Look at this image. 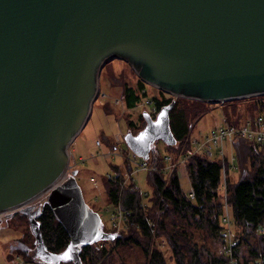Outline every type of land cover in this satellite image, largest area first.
I'll return each instance as SVG.
<instances>
[{"label": "water", "instance_id": "95a60500", "mask_svg": "<svg viewBox=\"0 0 264 264\" xmlns=\"http://www.w3.org/2000/svg\"><path fill=\"white\" fill-rule=\"evenodd\" d=\"M116 58L176 98L264 95V0H0V214L27 216L39 262L82 264L81 245L116 238L87 203L78 169L59 182L102 68ZM175 104L155 117L143 111L144 128L124 135L138 157L148 160L158 140L176 143ZM47 191L70 236L59 253L49 251L36 218L42 203H32Z\"/></svg>", "mask_w": 264, "mask_h": 264}, {"label": "trees", "instance_id": "16d2710c", "mask_svg": "<svg viewBox=\"0 0 264 264\" xmlns=\"http://www.w3.org/2000/svg\"><path fill=\"white\" fill-rule=\"evenodd\" d=\"M144 87L142 81L136 88L124 84L123 96L128 109L136 108L142 98L146 97ZM160 93L164 95L163 91ZM172 100V95L154 97L152 101L157 103L156 114ZM255 100L256 107L261 111L259 113L264 115V95L256 96ZM203 103L206 102L177 98L170 111L171 128L177 142L182 143L187 138L192 121L204 114ZM101 105L106 114H112L111 105ZM177 107L178 117L173 120L172 112ZM249 109L251 117L255 111L252 107ZM234 114L241 116L239 111H234ZM141 120L142 126L129 130L136 134L143 129L146 122L142 117ZM229 122L237 125L240 121L230 116ZM102 139L108 146H112L108 138ZM116 145L118 144L113 146ZM170 146L175 151L176 146ZM187 151L192 153L186 169L194 197L183 189L182 179L176 172L169 174L162 169L165 163L154 146L147 162L152 161L161 168L145 173L146 182L151 187L146 207L142 206L143 196L133 189L132 182L123 186L124 173L133 169L131 162L126 160L119 165L110 163L105 175L111 172L116 179L109 180L104 176L107 201L113 205L121 204L125 211L130 212L127 230L115 240H99L81 245L82 264H116L119 259H122L120 264H126L124 257H127V251L142 254L144 260H137L135 264H169L171 260L172 264H264V144L255 152L248 140L234 138L227 150V161L217 153L211 159L203 151L195 152L191 145ZM232 157L235 158L234 161ZM227 211L232 220L233 237L238 243L233 247V256L230 257L219 255L216 251L226 228L223 218ZM37 219L41 222L49 249L62 252L67 247L70 236L45 200ZM102 229L105 230L103 227ZM158 237L166 241L171 260L167 258L164 249L154 244V238ZM35 239L30 234L10 245L6 255L14 260L11 264H17L19 258L28 263L45 264L33 258ZM110 245L112 246L108 250Z\"/></svg>", "mask_w": 264, "mask_h": 264}, {"label": "rangeland", "instance_id": "374dc122", "mask_svg": "<svg viewBox=\"0 0 264 264\" xmlns=\"http://www.w3.org/2000/svg\"><path fill=\"white\" fill-rule=\"evenodd\" d=\"M117 80H119V82H117ZM141 81L145 86L144 89L146 90V97L142 98L141 103L136 106V108L128 109L123 96V86L124 84H127L130 87L136 88V86H138ZM160 91L161 90L159 88L141 80L133 70V68L124 60L116 58L107 61L103 66L100 74L99 95L93 104L92 114L86 126L83 128L82 132L79 134L70 148V151H72L73 153L71 163L73 164L74 169L79 170L77 179L83 190L87 203L89 204L91 209L99 213L101 218V227L108 231H115L117 235L116 237L125 232L127 230V226L121 227L119 229V227H115L113 225V204L107 201V188L104 183V176H108L105 175V173L108 172L110 163L119 165L123 163V160L122 157L118 154L117 156L116 154H114V157L111 158L110 150H113V148L115 147L113 146L114 144H121V146L125 150L128 148L124 140V135L128 131H131L129 129L135 130L137 126H142L143 122L141 120V117L143 118V111H148L153 117L156 116L155 106H157V103H153L152 99L154 97L160 98L162 96L168 97L169 95H171L164 91L163 95L162 93H160ZM258 96L260 97L261 95ZM255 98L256 96L228 100L224 102L203 103L202 107H204L205 109L202 113L204 114L201 117L199 116L200 118H196L197 120L195 119L194 121H192L190 125L191 132L188 136L193 134L197 137L206 138L210 136L214 128L226 123L230 125V116H232L233 119H237L238 121H240L237 124H242L249 119H254L259 117L260 115H263L262 113H259L261 111L256 107L257 100H255ZM174 99L177 100L176 97H174ZM101 103H106L109 107L111 105V107L113 108L112 114H106L102 108L103 104L101 105ZM249 107H252V109H254L253 111H255V113L252 112L251 117L249 116L251 114H249L248 112V110H250ZM234 111H239V114L241 116L239 117L238 114H234ZM178 113L179 110L177 107L172 112L173 120L178 117ZM102 138H108L112 142V146H108ZM190 138L191 137L187 138L188 142L184 140V142L179 146L178 144H176L178 143L176 141L173 146L176 145L178 149H175V151L173 149V146V148H170V145L165 144L162 140H158L156 142V147L159 151L158 154H160L161 157H164L165 155H172L174 159H177V157L181 153L183 154L190 147ZM97 140L102 141L101 147L97 146ZM93 156H95V158ZM80 158H84L85 162H83L84 160H81ZM135 158L138 161L140 160V157L136 155ZM225 161H227V157H225ZM145 164L149 170L140 172V174L138 175V179L142 188L150 193L151 187L148 186L146 182L145 173L149 172L150 169L153 168L154 164L152 161H145ZM158 166L159 168H161L160 165ZM178 173L181 174V170H179ZM92 178H94L95 182L97 181V184L92 181ZM181 179L184 186L183 189L187 191L186 189H189L190 186L189 179ZM126 185H129V182L125 183L123 186ZM148 200L149 199H145L146 204H148ZM43 201V199H40L35 201L34 203L40 204L43 203ZM30 234L33 235L29 220L26 215L21 214L19 211H15L11 215L1 217L0 264H11L14 260H10L6 255L10 250V245L16 243L17 240L21 238L27 237ZM231 238L232 241H235L237 243V239L235 240V238L233 237L232 226ZM154 244H157L160 248L164 249L167 258L171 260L170 249L166 241H162L158 237L154 238ZM237 244L235 246H237ZM111 246L112 245H110L108 250L111 248ZM225 246L227 248L231 247L230 239H227L225 242L222 238L218 243V245L216 246V251L219 255H222L224 253L220 252V250H223ZM126 254L127 257H124V259L126 260V264H135L137 260H144L142 254L138 251H127ZM121 262L122 259H119L116 264H120ZM16 263L33 264L31 262H25L24 259L20 258L17 259ZM169 264H172V260L169 262Z\"/></svg>", "mask_w": 264, "mask_h": 264}, {"label": "built area", "instance_id": "2783aa9c", "mask_svg": "<svg viewBox=\"0 0 264 264\" xmlns=\"http://www.w3.org/2000/svg\"><path fill=\"white\" fill-rule=\"evenodd\" d=\"M190 145L193 147V150L195 152L203 151L209 158H214L215 154L225 160V157L228 158V147L230 146L231 141L234 138H244L248 140L251 145L253 146V149L255 152H258L260 149V146L264 144V115H260L257 118L249 119L248 121L237 124V125H228V123L223 124L221 126H218L214 128L210 134V136L203 138V137H197L193 134L190 136ZM187 137V138H188ZM187 138L185 139L186 142H188ZM227 141V142H226ZM184 142V141H183ZM182 142V143H183ZM180 142L176 143L178 146L182 144ZM97 146H102V141L97 140ZM176 146V145H175ZM178 149V147H175ZM114 150V152H113ZM113 150H110L111 158L114 157V154H117L122 157L123 161H129L133 165L132 171H126L124 173L125 176V183L132 182L134 184L133 189L137 190L141 193L143 196L142 206L146 207L145 199L148 197V192L144 190L139 182L138 175L140 172H144L146 170H149L146 167L145 160L140 157V160L138 161L135 158V153L128 147L126 150L120 145L115 146ZM73 153L71 151V159H72ZM137 156V155H136ZM192 153L188 152L187 150L182 154H180L177 159H174L172 155H165L164 157H161L163 162L165 163L164 167L162 169L166 171V173L172 174L173 172H176L180 178H188L186 165L188 160L191 158ZM95 158V156H93ZM70 159V168L68 170V173H66L61 179L60 183L65 182L68 178L71 176V171L74 169L73 164L71 163ZM81 160H84V158H80ZM235 158L232 157V160ZM80 160V161H81ZM159 166L157 164L153 165V168L150 169V171H157L159 170ZM179 170H181V174H179ZM107 177L109 180H115L116 177H114L113 174L107 173ZM92 181H94V178H92ZM97 182V181H96ZM95 182V184H97ZM123 184V185H124ZM187 193L193 198L194 197V191L191 186H189V189H186ZM226 192V189H224ZM50 191L45 192L44 195H47ZM44 195H40L38 198H41ZM225 201H226V195H225ZM8 213L3 212L0 214V218L3 216H6ZM129 216L130 212L125 211L121 204L113 205L112 209V221L113 225L115 227H125L128 226L129 222ZM223 221L226 224V228L223 231L222 238L223 241L226 242L227 239H230L231 241V247L225 248L223 250H220V252H224L223 255L227 256H233V247L237 244L235 241H232L231 238V226H232V220L229 216V213L226 212V216L223 218ZM115 232V231H114ZM117 232V231H116ZM116 235V233H114ZM117 236V235H116ZM226 251V252H225Z\"/></svg>", "mask_w": 264, "mask_h": 264}, {"label": "bare ground", "instance_id": "6f19581e", "mask_svg": "<svg viewBox=\"0 0 264 264\" xmlns=\"http://www.w3.org/2000/svg\"><path fill=\"white\" fill-rule=\"evenodd\" d=\"M69 154H70V159H71V151H70V150H69ZM44 194H45V192H44L42 195H44ZM48 194H49V193H48ZM48 194L42 196L41 198H36V199L34 200V202L37 201V200H40V199L45 200L46 197L48 196ZM34 202H32V203H33V204H36V203H34ZM38 204H39V203H38ZM37 206H38V205H37ZM36 218H37V217H36ZM41 230H42V225H41ZM43 237H44V235H43ZM44 239H45V238H44ZM45 242H46V241H45ZM46 244H47V243H46ZM47 246H48V245H47ZM48 248H49V247H48ZM65 249H66V248H65ZM65 249H64V250H65ZM64 250H63V251H64ZM49 251H52V250L49 249ZM63 251H62V252H63ZM57 253H59V252H57Z\"/></svg>", "mask_w": 264, "mask_h": 264}, {"label": "snow or ice", "instance_id": "6c2138e0", "mask_svg": "<svg viewBox=\"0 0 264 264\" xmlns=\"http://www.w3.org/2000/svg\"><path fill=\"white\" fill-rule=\"evenodd\" d=\"M64 258H65V259L69 258L67 252L64 254Z\"/></svg>", "mask_w": 264, "mask_h": 264}, {"label": "clouds", "instance_id": "9594fccd", "mask_svg": "<svg viewBox=\"0 0 264 264\" xmlns=\"http://www.w3.org/2000/svg\"><path fill=\"white\" fill-rule=\"evenodd\" d=\"M155 146H156V144H155ZM153 148H154V147H153ZM153 148H152V149H153ZM151 152H152V150H151ZM150 156H151V153H150ZM148 160H149V159H148Z\"/></svg>", "mask_w": 264, "mask_h": 264}]
</instances>
